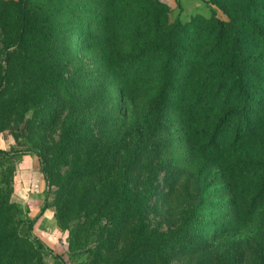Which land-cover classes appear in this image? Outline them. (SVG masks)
<instances>
[{
    "label": "trees",
    "instance_id": "obj_1",
    "mask_svg": "<svg viewBox=\"0 0 264 264\" xmlns=\"http://www.w3.org/2000/svg\"><path fill=\"white\" fill-rule=\"evenodd\" d=\"M205 2L0 0V132L27 142L0 149V264H63L49 207L77 264H264V0ZM21 154L34 217L2 168Z\"/></svg>",
    "mask_w": 264,
    "mask_h": 264
},
{
    "label": "rangeland",
    "instance_id": "obj_2",
    "mask_svg": "<svg viewBox=\"0 0 264 264\" xmlns=\"http://www.w3.org/2000/svg\"><path fill=\"white\" fill-rule=\"evenodd\" d=\"M170 8V19L173 20L176 15L180 17L182 21L189 20L193 14H202L208 16L210 11L205 0H162ZM218 15L222 18L226 17L218 12ZM87 113V109L84 110ZM30 116V113H27ZM7 126L5 130L0 132V149L14 150L24 149L27 142L24 138L17 141L12 137V134ZM12 166L8 165L10 162H4L2 168H11L12 178L11 187L12 192L10 200L17 203L25 212L26 215L34 217L41 206L45 197V181L40 173L38 158L35 155L21 154L15 156L12 159ZM161 172L160 175H162ZM52 193L50 198H52ZM34 234L39 237L45 245L55 251L57 254L62 255L64 258L63 264H77L80 260L73 261L76 257H72L68 252L66 230L60 229L54 216V208H47L44 213L37 219L34 228ZM45 257V256H44ZM84 258V257H83ZM44 264H49L53 259L44 258Z\"/></svg>",
    "mask_w": 264,
    "mask_h": 264
}]
</instances>
